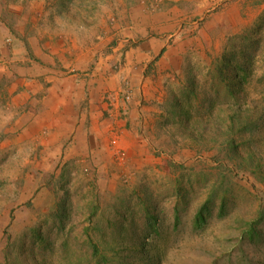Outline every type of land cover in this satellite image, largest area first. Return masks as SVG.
I'll use <instances>...</instances> for the list:
<instances>
[{
    "label": "rangeland",
    "instance_id": "obj_1",
    "mask_svg": "<svg viewBox=\"0 0 264 264\" xmlns=\"http://www.w3.org/2000/svg\"><path fill=\"white\" fill-rule=\"evenodd\" d=\"M167 2L0 0V264H264V222L245 234L264 211V0L186 1L190 67L129 147L113 126L105 155L72 159L55 138L65 124L24 117V58L38 63L24 33L36 50L38 32L122 54L151 37L137 32L149 13L183 4ZM225 54L249 75L231 98L214 79ZM248 116L260 124L253 134L230 130Z\"/></svg>",
    "mask_w": 264,
    "mask_h": 264
},
{
    "label": "crops",
    "instance_id": "obj_2",
    "mask_svg": "<svg viewBox=\"0 0 264 264\" xmlns=\"http://www.w3.org/2000/svg\"><path fill=\"white\" fill-rule=\"evenodd\" d=\"M170 1L182 3V0H166ZM186 1L178 8L148 14L152 23L137 32L151 37L125 49L120 70L114 68L122 57L116 48L102 52L103 47H95L89 39L79 46L76 40L64 42L61 37H52L53 34L41 36L37 32L36 50L35 34L24 33L23 41L29 44L38 62L24 58L27 87L23 95L24 104L29 106L24 117L32 118L36 127L38 123L49 124L47 130H51V123L65 124L63 132L58 131L55 138L61 139L60 144L68 143L72 159L105 155L107 150L102 140L113 126L121 129L124 147H129L135 138L140 140L138 131L145 129L149 113L155 117L156 109L152 105L158 94L164 95L171 82L184 76L190 67L191 58L186 54L192 12ZM135 35L131 32L123 37L132 40ZM128 83L134 93L127 106L122 92Z\"/></svg>",
    "mask_w": 264,
    "mask_h": 264
},
{
    "label": "trees",
    "instance_id": "obj_3",
    "mask_svg": "<svg viewBox=\"0 0 264 264\" xmlns=\"http://www.w3.org/2000/svg\"><path fill=\"white\" fill-rule=\"evenodd\" d=\"M25 44H28V43L26 42ZM28 46H29V44H28ZM29 48H30V46H29ZM234 60H235L234 55H231V54L226 55L225 54L222 57V59L215 61L216 63L214 64V68L217 69L216 72L218 74V77H214V79H216V81L218 80L221 83H223L229 98H231L233 96V94L235 93L233 90L235 88V86H238L239 88L244 89L246 82H248L247 78L249 77V75L247 73H245L244 70H242V68L240 67V65L238 63L234 64ZM224 71H227L228 74L224 75V73H222ZM187 93L192 95V93H194V92L191 89H188ZM206 101H207V99H206ZM214 106H215V103L213 101L212 102L210 101L209 109L212 110L214 108ZM184 115H188V112L185 111ZM238 115L239 116H236V118H238V120H241L243 115L240 113V109L238 111ZM259 126H260V124H259L258 120H254L252 117L248 116L245 119V123L243 121H238V124L230 127V130L235 131V132L238 131L237 134H239V135L245 131H250L253 134V132L255 130H257L259 128ZM228 133H230V132H228ZM228 145L230 146V148L232 150H234V151L236 150L235 148H232V147H234V145L232 144L231 141H228ZM212 198H213V196H212ZM208 200L209 201L207 202V204L203 206L204 211L203 210L200 211L199 214L197 215V218L195 221L197 226L204 225L206 223L207 216L211 215V212L209 213V211L212 209L213 201H212V199H208ZM224 201H225V199L223 200L222 204H224ZM224 211H225V208L222 207L220 209L218 217H224L225 216ZM205 212H207V215ZM259 222L260 223L264 222V211H259L258 217L256 218V220L253 222H248L246 224L247 229L245 231V234H249V236H251V239H252V237H256L255 227L256 226L258 227L260 225V224H258ZM132 241H135L136 243H138L139 246H143L142 249H145V250L147 249L146 248L147 244L144 240L133 239ZM95 252H96V250H95ZM145 252L147 253V251H145Z\"/></svg>",
    "mask_w": 264,
    "mask_h": 264
},
{
    "label": "built area",
    "instance_id": "obj_4",
    "mask_svg": "<svg viewBox=\"0 0 264 264\" xmlns=\"http://www.w3.org/2000/svg\"><path fill=\"white\" fill-rule=\"evenodd\" d=\"M133 87H131L129 85V83L125 86L124 92H122V98L124 100V103L128 106L129 104H131L132 99H133ZM117 142L113 141V145H116ZM119 154L121 153V151L118 152Z\"/></svg>",
    "mask_w": 264,
    "mask_h": 264
}]
</instances>
